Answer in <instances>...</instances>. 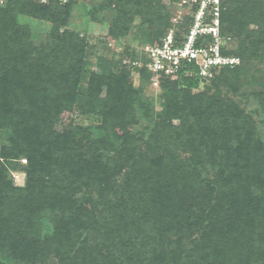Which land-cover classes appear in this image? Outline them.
I'll return each mask as SVG.
<instances>
[{"label": "trees", "instance_id": "1", "mask_svg": "<svg viewBox=\"0 0 264 264\" xmlns=\"http://www.w3.org/2000/svg\"><path fill=\"white\" fill-rule=\"evenodd\" d=\"M4 1L0 264H264V136L237 98L257 84L251 95L264 113V0L223 1L220 34L236 48L221 52L239 63L202 76L182 62L175 78L160 74L159 110L144 97L151 71L133 65L147 60L144 51L117 44L133 28L160 42L171 25L164 0H97L88 9L112 13L114 41L98 71L94 46L67 26L74 0ZM25 16L49 23L45 40ZM76 109L96 124L58 131ZM141 118L146 125L133 130ZM16 168L22 186L10 177Z\"/></svg>", "mask_w": 264, "mask_h": 264}, {"label": "rangeland", "instance_id": "2", "mask_svg": "<svg viewBox=\"0 0 264 264\" xmlns=\"http://www.w3.org/2000/svg\"><path fill=\"white\" fill-rule=\"evenodd\" d=\"M166 3V8L169 11L170 17V26L180 37L184 36L186 31L191 27L193 16L196 11L195 6L200 2V0H164ZM224 0H219V10ZM5 1L3 0V3ZM2 3V4H3ZM1 4V5H2ZM97 5V0H74L72 5V10L68 19V25L70 29H73L80 33L81 36H85L89 44L94 46L90 51V64L91 69L100 70L98 66V58L100 55H106L109 53L108 50H111V45L113 44V39H110L107 36L108 22L111 18V11L103 10L99 13H96L94 16L90 15L88 9ZM199 5V4H198ZM197 5V6H198ZM214 18L212 13V6L209 3L205 9V18L204 22L210 23ZM219 18V17H218ZM21 22L26 23L29 27L32 28L34 34V39L36 41H43L47 37V32L49 30V23L44 20L36 19L33 16L30 17H20ZM139 18H135L134 25H137ZM220 32V27H219ZM144 34H141L136 28L131 29L128 35L120 38L118 45V51H122L125 46H129L135 55L138 57L142 52L143 48L147 45H150V42L145 41ZM221 48L228 49V51H233L236 48V40L232 36H224L220 34ZM121 55V54H120ZM233 56V55H232ZM128 58L124 56L123 62H127ZM258 65L257 62L253 63L252 66H249L250 73H258L255 71L256 68L260 69L261 65ZM134 85L137 87L139 85V78L137 73L133 72L131 77ZM209 85V82L202 84L198 90H203ZM254 88L258 89L257 84H247L243 85L240 88L239 99L242 106L245 107V110L250 112L254 117L257 129H259L262 136H264V113L261 111L258 102L251 95V90ZM161 94V87L159 78H153L149 83L145 85L144 88V97L148 98L154 105L155 110L160 109L159 97ZM75 124H92L95 125L96 122L91 116L82 115L78 109L74 110L72 113H65L63 120L56 126L57 130L60 131L66 128L69 125ZM146 125V122L141 118L140 125L135 126L133 130H140ZM26 161L24 158L18 160V167L25 164ZM10 177L14 185L22 186L25 181V173L20 168L12 169L9 171Z\"/></svg>", "mask_w": 264, "mask_h": 264}, {"label": "built area", "instance_id": "3", "mask_svg": "<svg viewBox=\"0 0 264 264\" xmlns=\"http://www.w3.org/2000/svg\"><path fill=\"white\" fill-rule=\"evenodd\" d=\"M47 2V0H41ZM65 1V0H64ZM3 0H0V5ZM212 6L214 18L210 23L204 22L205 9L208 4ZM219 0H200L196 9L191 27L184 36L178 38L176 32L169 28L160 42L147 45L143 48L147 60H136L135 66L144 63L152 73L153 78L160 74L175 78L178 68L182 62H194L202 76H209L211 69L225 65L234 66L239 63V58L231 55H224L221 52V41L219 32ZM211 36L208 43L197 42L199 37Z\"/></svg>", "mask_w": 264, "mask_h": 264}]
</instances>
